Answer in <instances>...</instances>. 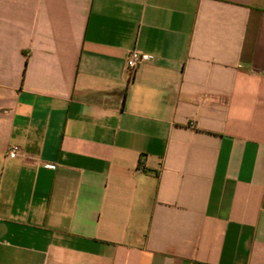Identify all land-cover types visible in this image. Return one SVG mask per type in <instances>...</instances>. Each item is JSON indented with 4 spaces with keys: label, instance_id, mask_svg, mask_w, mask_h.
Returning a JSON list of instances; mask_svg holds the SVG:
<instances>
[{
    "label": "crops",
    "instance_id": "obj_1",
    "mask_svg": "<svg viewBox=\"0 0 264 264\" xmlns=\"http://www.w3.org/2000/svg\"><path fill=\"white\" fill-rule=\"evenodd\" d=\"M0 264H264V0H0Z\"/></svg>",
    "mask_w": 264,
    "mask_h": 264
},
{
    "label": "built area",
    "instance_id": "obj_2",
    "mask_svg": "<svg viewBox=\"0 0 264 264\" xmlns=\"http://www.w3.org/2000/svg\"><path fill=\"white\" fill-rule=\"evenodd\" d=\"M145 59H147L145 56H141L136 52H131L126 60V69L129 72H134ZM16 150V148H12L9 154L10 158H13L15 156Z\"/></svg>",
    "mask_w": 264,
    "mask_h": 264
}]
</instances>
